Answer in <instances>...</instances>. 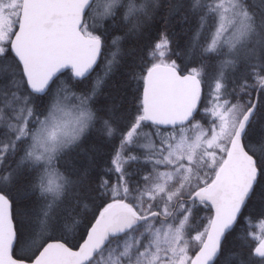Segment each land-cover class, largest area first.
Returning <instances> with one entry per match:
<instances>
[{"label": "snow or ice", "instance_id": "obj_1", "mask_svg": "<svg viewBox=\"0 0 264 264\" xmlns=\"http://www.w3.org/2000/svg\"><path fill=\"white\" fill-rule=\"evenodd\" d=\"M161 6L0 0V264H264V0Z\"/></svg>", "mask_w": 264, "mask_h": 264}, {"label": "trees", "instance_id": "obj_2", "mask_svg": "<svg viewBox=\"0 0 264 264\" xmlns=\"http://www.w3.org/2000/svg\"><path fill=\"white\" fill-rule=\"evenodd\" d=\"M167 11H168V8L166 7V0H162V6L156 10L157 19L152 21V24H151V37L152 38L157 37L158 36L157 34H159V32L164 30L163 29L164 28V22L161 19V17H163L167 13ZM178 19H179V17H175L172 19L171 27L169 28V34L171 35V32H175L176 33V36H175L176 43L180 47H182V46L184 47L188 43V41L190 40L191 36L193 35V32L197 27V21L195 18H191L190 22L180 24L177 22ZM185 30H187V31H185ZM145 42L146 41H142L141 43L143 44ZM134 46H135V42H129L128 44L125 45L126 48H131ZM101 64H102V61L99 62L100 66L96 67L95 71L92 74V77L102 67ZM122 72H123V70L118 71L117 73H115L113 75V77L110 80H108V82H107L106 86L104 87L101 95L97 98L100 105L112 102V96L116 94V90H117V88H119L121 81L123 79ZM66 75H67V73H66ZM78 87L83 88V87H85V85L81 84ZM93 144H96L98 147L100 146L99 141L97 140L95 135L89 136L88 139L84 142L83 147L85 149H88ZM109 150L110 149H104L105 153ZM80 159H81V161H83V159H84L83 154H81ZM252 212H253V223L255 224L257 219H258V216H259V211H258V209H253ZM205 215H206V212H200L198 218L203 217ZM257 229H258V225L256 228L247 229V231H254L256 233ZM239 231H240V228L238 226V232ZM230 240H231V238H230ZM237 243H239V242L237 241ZM249 243H252V241H249ZM229 247H231V245H229ZM228 251H229V248H225L224 254L220 258V264H222V262L225 260Z\"/></svg>", "mask_w": 264, "mask_h": 264}, {"label": "rangeland", "instance_id": "obj_3", "mask_svg": "<svg viewBox=\"0 0 264 264\" xmlns=\"http://www.w3.org/2000/svg\"><path fill=\"white\" fill-rule=\"evenodd\" d=\"M102 65V64H101ZM103 67V65H102ZM102 69L100 68L97 73H99ZM97 73L92 77L93 79L96 77ZM102 74V71L100 72ZM93 74V73H92ZM256 234L259 235V229L256 230Z\"/></svg>", "mask_w": 264, "mask_h": 264}, {"label": "bare ground", "instance_id": "obj_4", "mask_svg": "<svg viewBox=\"0 0 264 264\" xmlns=\"http://www.w3.org/2000/svg\"><path fill=\"white\" fill-rule=\"evenodd\" d=\"M164 29V28H163ZM172 33V32H171ZM158 35V34H157ZM184 44V43H183ZM183 47V46H182ZM101 69H102V67H101Z\"/></svg>", "mask_w": 264, "mask_h": 264}, {"label": "water", "instance_id": "obj_5", "mask_svg": "<svg viewBox=\"0 0 264 264\" xmlns=\"http://www.w3.org/2000/svg\"><path fill=\"white\" fill-rule=\"evenodd\" d=\"M99 63V62H98Z\"/></svg>", "mask_w": 264, "mask_h": 264}]
</instances>
